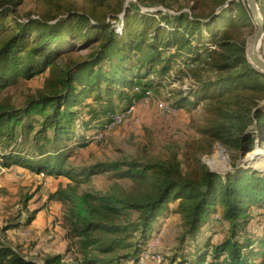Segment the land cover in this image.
Wrapping results in <instances>:
<instances>
[{"label":"trees","instance_id":"16d2710c","mask_svg":"<svg viewBox=\"0 0 264 264\" xmlns=\"http://www.w3.org/2000/svg\"><path fill=\"white\" fill-rule=\"evenodd\" d=\"M24 1L0 0V165L70 181L50 199L64 205L79 257L40 263L3 235L31 225L33 210L3 227L0 264H143L157 221L172 216L180 230L170 264H264V232L253 230L264 220V171L222 174L201 160L217 143L244 154L264 144V74L247 58L255 26L246 1L135 0L165 8L152 12L133 0H36L22 17ZM256 1L264 16V0ZM170 77L188 82L166 95L175 108L205 103V124L183 153L72 161L101 124L147 91L160 93ZM36 78L17 104L9 87ZM105 173L130 184L82 188Z\"/></svg>","mask_w":264,"mask_h":264},{"label":"rangeland","instance_id":"374dc122","mask_svg":"<svg viewBox=\"0 0 264 264\" xmlns=\"http://www.w3.org/2000/svg\"><path fill=\"white\" fill-rule=\"evenodd\" d=\"M133 2L137 4L134 8H139L141 11L153 12L165 9L161 5L146 7L135 0ZM127 5H129L128 2ZM35 10L36 0H25L24 4L18 8V15L26 17V14ZM252 34L248 36L247 42ZM261 53L264 56L262 47ZM181 66H176L175 69H180ZM40 80L36 78L29 82L19 81L17 86H11L8 90L14 95L18 104L23 100V93L34 90ZM167 81L164 90L153 96V101L149 106H138V119L136 116H130L121 125L110 129L101 124L103 129L93 131V138L97 141L79 150L72 161L75 164L87 165L96 161L124 160L143 155L159 156L171 148H177L180 153H183L185 143L197 135L198 128L205 124V103L188 104L185 108L168 112L161 111L155 101H166L165 97L170 90L179 87L186 89L188 85L186 81L180 83V81H173L171 77ZM99 131L102 136L99 135ZM220 144H215L213 152L201 158L211 169L222 174L241 167H255L264 171V144H258V148L261 147L263 153L255 157L248 155L251 152L242 156L240 151L229 150ZM36 176L34 173H26L16 167L6 169L0 165V232L13 218L19 216L26 218L29 211L38 210L37 217L28 226L26 234L21 233V230L19 232L6 230L3 235L23 254L40 263L44 256L54 254H62L66 260L75 262L79 253L76 241L67 236V230L63 225L62 216L65 207L61 202L50 199L51 193L59 187H66L70 181ZM116 182L123 185L130 184L129 180H118L111 173H105L93 176L92 181L83 185L82 188L104 192ZM26 198H29L27 200L28 210L24 209ZM251 211L252 217L258 214L256 213L257 208H252ZM178 220L179 218L174 216L164 217L156 223L161 229L150 241V247L154 249V252L162 254H159L160 258L169 257L174 253L177 245L176 236L180 230ZM219 231L214 241L223 235L224 229L220 228ZM143 264H170V261L166 258L158 262L156 257V259H145Z\"/></svg>","mask_w":264,"mask_h":264},{"label":"built area","instance_id":"2783aa9c","mask_svg":"<svg viewBox=\"0 0 264 264\" xmlns=\"http://www.w3.org/2000/svg\"><path fill=\"white\" fill-rule=\"evenodd\" d=\"M153 96L154 95L150 91H147L146 95L142 99H140L138 102H135L133 105L128 107L126 110L114 114L111 117V119L106 123L105 127L109 129L114 128L124 123L127 120V118L130 116L137 117L138 106H149L153 101ZM155 103L159 107V109L163 112H168V111L177 109L168 101L157 100L155 101ZM99 135L102 136V133L100 131H99ZM39 176L43 178L46 177L44 173H41ZM253 230L255 232L263 233L264 232V220L260 224H255L253 227ZM27 231H28V228H25L21 230V233L26 234ZM156 257L158 259V262H161L162 258H160L159 254H154V249L150 247V243H149L140 262L143 263L145 259H150V258L156 259Z\"/></svg>","mask_w":264,"mask_h":264},{"label":"water","instance_id":"95a60500","mask_svg":"<svg viewBox=\"0 0 264 264\" xmlns=\"http://www.w3.org/2000/svg\"><path fill=\"white\" fill-rule=\"evenodd\" d=\"M245 1L250 10L251 17L255 25V30L247 42V58L257 71L264 74V56L261 53V47L264 41V16L262 15L259 4L257 3L256 0H245ZM263 103L264 101L259 105V107L262 106ZM243 154L244 153L241 152L242 156ZM248 155H250V153ZM211 170L216 171L213 169Z\"/></svg>","mask_w":264,"mask_h":264},{"label":"bare ground","instance_id":"6f19581e","mask_svg":"<svg viewBox=\"0 0 264 264\" xmlns=\"http://www.w3.org/2000/svg\"><path fill=\"white\" fill-rule=\"evenodd\" d=\"M261 147L255 149L253 152L250 153V156H258L259 154H262L263 151L260 149Z\"/></svg>","mask_w":264,"mask_h":264},{"label":"crops","instance_id":"0c3cea01","mask_svg":"<svg viewBox=\"0 0 264 264\" xmlns=\"http://www.w3.org/2000/svg\"><path fill=\"white\" fill-rule=\"evenodd\" d=\"M16 168H18V169H22V170L25 171L26 173H32V172H30L29 170H27V169H25V168H20V167H16ZM36 177H39V176L37 175ZM46 178L53 179V177H49V176H47ZM62 179H65V178H62ZM27 228H28V227H27Z\"/></svg>","mask_w":264,"mask_h":264}]
</instances>
